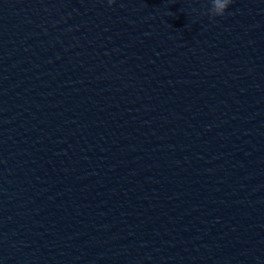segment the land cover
I'll use <instances>...</instances> for the list:
<instances>
[{
  "label": "water",
  "instance_id": "water-1",
  "mask_svg": "<svg viewBox=\"0 0 264 264\" xmlns=\"http://www.w3.org/2000/svg\"><path fill=\"white\" fill-rule=\"evenodd\" d=\"M0 0V264H264V0Z\"/></svg>",
  "mask_w": 264,
  "mask_h": 264
},
{
  "label": "clouds",
  "instance_id": "clouds-1",
  "mask_svg": "<svg viewBox=\"0 0 264 264\" xmlns=\"http://www.w3.org/2000/svg\"><path fill=\"white\" fill-rule=\"evenodd\" d=\"M108 2L114 3L115 0H108ZM232 0H214V13L215 16H223L228 10Z\"/></svg>",
  "mask_w": 264,
  "mask_h": 264
}]
</instances>
